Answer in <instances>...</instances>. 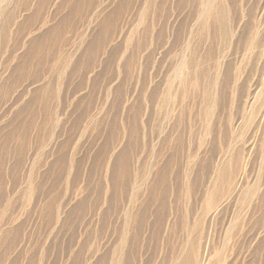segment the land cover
Here are the masks:
<instances>
[{"label":"rangeland","instance_id":"1","mask_svg":"<svg viewBox=\"0 0 264 264\" xmlns=\"http://www.w3.org/2000/svg\"><path fill=\"white\" fill-rule=\"evenodd\" d=\"M0 264H264V0H0Z\"/></svg>","mask_w":264,"mask_h":264},{"label":"bare ground","instance_id":"2","mask_svg":"<svg viewBox=\"0 0 264 264\" xmlns=\"http://www.w3.org/2000/svg\"><path fill=\"white\" fill-rule=\"evenodd\" d=\"M248 195V193H246V196Z\"/></svg>","mask_w":264,"mask_h":264}]
</instances>
